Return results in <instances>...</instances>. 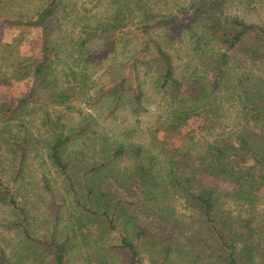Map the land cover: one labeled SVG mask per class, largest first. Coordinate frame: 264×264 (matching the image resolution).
<instances>
[{
  "label": "trees",
  "instance_id": "obj_1",
  "mask_svg": "<svg viewBox=\"0 0 264 264\" xmlns=\"http://www.w3.org/2000/svg\"><path fill=\"white\" fill-rule=\"evenodd\" d=\"M39 1L30 16L0 19L5 29L35 30L39 50L29 70L14 60L5 67L11 71H0V86L31 80L18 100L0 103V207L7 214L2 224L25 242L23 260L8 255L0 244V264H70L71 251L90 226L101 236L119 233L116 248L130 255L131 264H144L141 252L156 264H176L167 231L143 223L154 218L172 224L173 209L164 203L171 195L185 200L213 235L219 228L232 229L214 240L215 260L206 264H264V212L258 209L264 191V22L230 14L238 0H197L169 14L148 10L140 0H113L104 17L84 16L70 26L66 0ZM185 36L192 58L180 71L176 59ZM128 41L137 43L132 58L103 86L94 104L107 100L112 113L123 106L142 115L148 79L165 104L149 127L157 153L131 138L134 128L106 138L92 113L72 128L61 122L62 113L53 116V106L72 109L77 92H86L88 65L116 54ZM2 49L0 45V53ZM76 51L82 69L67 65L56 71L62 55ZM61 76L73 80L61 87ZM41 112L45 119L40 128L49 134L46 156L63 190L57 194L44 178V192L52 199L46 213L48 234L39 237L35 232L41 218L23 184L29 155L42 149L35 145L31 150L32 137L24 133L29 128L19 122ZM223 198L246 212L237 231L219 215Z\"/></svg>",
  "mask_w": 264,
  "mask_h": 264
},
{
  "label": "rangeland",
  "instance_id": "obj_2",
  "mask_svg": "<svg viewBox=\"0 0 264 264\" xmlns=\"http://www.w3.org/2000/svg\"><path fill=\"white\" fill-rule=\"evenodd\" d=\"M24 0H0V19L3 17H11L15 15L30 16L36 10L39 0H30L26 5ZM113 0H66L67 8L69 10L70 26L78 24L82 17H104L106 9ZM141 4L160 14H169L178 12L182 8L192 6L197 0H140ZM250 2L244 3L243 0H238L236 4H232L228 9L230 14L240 15L249 21L264 22V0H249ZM69 25V23H68ZM67 27V26H66ZM70 29V28H69ZM71 30V29H70ZM66 34V33H65ZM63 35V34H62ZM36 31L30 28H7L0 26V45L3 49L0 53V71L8 72L5 68L8 63L16 60L20 61V68L25 71L29 70L32 59L39 54L36 46ZM99 42H94L91 49L99 45ZM191 43L188 37L185 36L181 45L179 46L180 55L176 59V65L181 71L186 64L189 63L192 56L189 51ZM137 48L136 41H128L121 44L116 54L104 58L97 64H91L87 67L88 76L86 78L87 86L86 92H77L76 99L73 102L72 109H65V107H54L53 116L57 117V113H62L61 122L66 124V127L72 128L76 126L87 113H92L97 118L99 131L106 134V138H116L117 134L125 128H134L135 131L131 134L132 139L138 140L144 144L146 150L152 149L155 153L157 150L153 147V142L150 140L149 127L152 126L159 115L164 112L165 104L163 102L162 94L146 79L144 85L145 91V108L146 110L142 115L136 116L129 108L123 106L119 107L112 113L109 108L107 100L99 101L97 105L94 104L95 98L101 96V89L106 86L119 75L121 68L125 67L127 61L132 58V54ZM177 45L172 47L174 52ZM63 60L57 65V70L61 68L66 69L68 65L72 70L82 69V61L78 51L72 55H62ZM108 58V59H107ZM68 70V72L72 71ZM142 79L144 76L142 73ZM55 74H53V77ZM68 79V81H67ZM73 78L61 76L59 78V85L61 87L70 84ZM31 84L30 78H24L13 81L11 86H0V103H12L22 97ZM44 113H38L35 118H25L19 124L28 126V132L32 137L31 150L33 147H39L41 154L32 152L29 155L25 165V191H31L26 198L32 203L34 213L41 218L40 226L35 232L36 236L42 237L48 234L47 222V207L52 199L50 193L44 192L45 177H48L52 189H55L57 194H61L63 190L62 179L56 173L46 156L45 139L49 134H44V129L40 128V123L45 119ZM198 126L195 125L196 130ZM20 128H23L20 126ZM192 127H186L184 132L191 130ZM18 127L14 126L12 133L15 135ZM108 131V132H107ZM162 137V136H161ZM197 138L200 134L196 135ZM160 159V158H159ZM124 163H127L125 161ZM223 186L230 189L228 184ZM262 204L259 206V211L264 212V191H263ZM164 203L173 209V222L172 224L161 223L158 219L145 218L143 223L152 229H165L168 235L171 236L174 242V256L172 261L176 264H206L213 262L215 258L212 256L214 240L218 239L221 231L228 235L232 229L216 230V236L213 235L209 228L202 227L198 222L196 211L187 207L185 200L178 196H168ZM246 212L240 208L237 203L230 201L228 198H223L219 208V215L227 223V227L232 226L235 231L238 230L239 221L246 217ZM7 217V214L0 207V244L6 249L8 255L17 259L18 255L23 260L22 250L25 247V242L22 237L13 230L6 229L2 224V219ZM226 227V228H227ZM86 237H79L77 248L71 251L70 264H131L130 255L127 256L116 248L120 243V234L111 233L109 235L101 236L100 232L95 226H90L83 230ZM144 264H156L154 258L147 252H141ZM23 263V262H22ZM24 264H29V261Z\"/></svg>",
  "mask_w": 264,
  "mask_h": 264
}]
</instances>
